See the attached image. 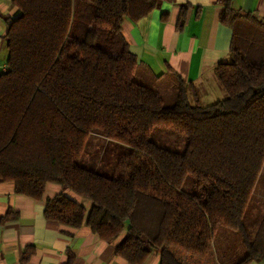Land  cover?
I'll list each match as a JSON object with an SVG mask.
<instances>
[{"label": "trees", "instance_id": "1", "mask_svg": "<svg viewBox=\"0 0 264 264\" xmlns=\"http://www.w3.org/2000/svg\"><path fill=\"white\" fill-rule=\"evenodd\" d=\"M11 2L0 182L37 201L47 185L59 186L44 218L69 236L85 225L127 264H145L154 252L159 264L264 262V203L256 226L245 217L264 166V20L224 3L230 62L215 74L226 96L203 107L190 103L180 76L165 95L151 87L160 77L137 73L121 25L147 16L156 0ZM156 128L183 136L185 150L155 144ZM90 137L131 149L114 175L79 165Z\"/></svg>", "mask_w": 264, "mask_h": 264}, {"label": "crops", "instance_id": "2", "mask_svg": "<svg viewBox=\"0 0 264 264\" xmlns=\"http://www.w3.org/2000/svg\"><path fill=\"white\" fill-rule=\"evenodd\" d=\"M11 1L0 0V75L8 56L5 19L15 11ZM156 1L157 7L147 16L137 21L126 18L121 25L122 36L139 61V77H160V82L176 74L190 85V103L203 107L224 99L215 68L230 62L232 31L219 22L220 12L228 2L234 10L264 20V0ZM61 191L49 184L37 201L15 193L11 181L0 182V264H127L114 254L113 244L85 225L69 236L62 226L44 218V201ZM78 201L89 210L88 201ZM145 264H159L158 254L152 253Z\"/></svg>", "mask_w": 264, "mask_h": 264}, {"label": "rangeland", "instance_id": "3", "mask_svg": "<svg viewBox=\"0 0 264 264\" xmlns=\"http://www.w3.org/2000/svg\"><path fill=\"white\" fill-rule=\"evenodd\" d=\"M153 85L154 84H152L151 87H154L155 91H158L161 94L168 95L172 92V86L175 85L174 78L160 81L156 84V86ZM151 139L158 146L169 149L171 151L182 152L186 147V140L183 136L168 131L164 128L154 129L151 133ZM130 150L131 149L127 145L115 142L110 139L90 137L87 141V145L82 154V157L78 163L83 167L92 169L102 175L110 177L117 172V164L119 159L125 156ZM190 181L191 178L186 179L185 187H188ZM263 203L264 166L254 188L252 201L251 203H249L246 211L245 217H247V221L250 223L247 224L249 225V228H251V224L252 227L256 226L255 221L258 218L259 213L263 210ZM226 230L231 232L234 237L238 238L235 233L228 229ZM244 255L245 251L243 248L237 249L235 260L241 259L242 257H244Z\"/></svg>", "mask_w": 264, "mask_h": 264}, {"label": "built area", "instance_id": "4", "mask_svg": "<svg viewBox=\"0 0 264 264\" xmlns=\"http://www.w3.org/2000/svg\"><path fill=\"white\" fill-rule=\"evenodd\" d=\"M2 71L6 72L7 71V66H3Z\"/></svg>", "mask_w": 264, "mask_h": 264}]
</instances>
